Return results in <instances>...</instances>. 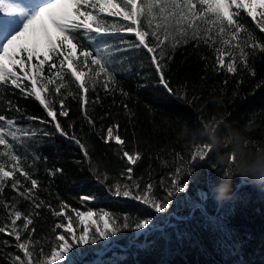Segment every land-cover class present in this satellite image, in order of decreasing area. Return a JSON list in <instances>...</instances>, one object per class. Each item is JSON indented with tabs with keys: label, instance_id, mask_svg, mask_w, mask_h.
Segmentation results:
<instances>
[{
	"label": "trees",
	"instance_id": "1",
	"mask_svg": "<svg viewBox=\"0 0 264 264\" xmlns=\"http://www.w3.org/2000/svg\"><path fill=\"white\" fill-rule=\"evenodd\" d=\"M99 15L109 25L125 23L118 17ZM241 16L242 22L253 30L259 42L264 43V33L259 32L251 17L244 12ZM125 38L135 39L131 35ZM107 39L111 42L118 37ZM83 43L85 47H96L95 43L86 40ZM215 47L227 48L219 43L210 47L194 40L178 44L174 50L167 48L163 61L166 78L178 93L186 92L190 102L168 96L159 85V78L145 50L121 54L127 57L123 61L127 70L116 73L118 86L113 93H106L99 85L94 90L90 86L85 107L95 122L94 128L84 119L78 96L65 97L69 115L58 117V120L69 136L76 135L85 144L90 159L85 158L77 144L60 136L54 123L27 121L14 109L7 110V101L10 100L25 116L51 120L34 97L21 95L10 85L6 94L0 88V101H3L0 114L15 117L21 125H31L37 131L42 129L52 133L50 137L38 136L39 142H31L27 151L18 146L22 156L30 157L35 153L41 157L35 168V178L40 181V199L53 208H58L63 201L71 209L84 212L104 209L121 218L128 215L133 221L149 218L152 224L160 226L147 229L137 238H134L135 230H123L111 237L109 245L99 240L96 245L83 246V257L78 258L76 264H264V191L242 183L237 177L231 181L232 200L217 204L209 194L211 185L219 182L227 167L218 157H226L231 152V141H248L253 152L257 148L264 149V86L256 88L257 84L264 82V55L250 59L254 77L244 71L230 74L226 68L216 67ZM23 84L30 86V81L25 80ZM72 91L78 92V85L72 84ZM43 95L51 102L55 93L53 96L47 92ZM97 97L99 102H96ZM124 105H127V111ZM54 108L58 111L59 103ZM220 119L223 123L216 128L214 135L221 146L210 153L206 163L197 162L191 176L186 174L182 178L181 182L188 183L190 188L184 193H176L165 213H155L136 201L107 197L103 185L98 184L93 174L94 167L99 175L107 174L108 183H112L128 167L122 159L120 146L114 142L104 144L101 139L108 126L118 124L116 131L125 140V149L138 151L142 156L133 166L134 178L142 187L152 183V194L163 198L165 187L180 163L176 159L177 153L187 159L195 143L211 142L204 124ZM211 165H216V169L212 170ZM57 167L62 168L63 173L50 177L47 170ZM209 172L216 182L210 179L201 184V177ZM241 190L242 194L238 195ZM200 193L205 195L203 200ZM88 194H95L97 200L81 203L79 197ZM0 199L10 203L18 201V208L23 212L31 210V204L17 196L10 187L5 188ZM39 212V217L35 218L33 239L40 241L37 251L42 246L48 253L55 235L52 228L55 223L64 221L63 217H53L48 208ZM5 216L0 207V225L4 224ZM72 219L78 227L74 214ZM79 228L83 226L79 225ZM0 240L15 243L4 234H0ZM13 253L22 256L16 248L0 244V264H8V254Z\"/></svg>",
	"mask_w": 264,
	"mask_h": 264
},
{
	"label": "snow or ice",
	"instance_id": "2",
	"mask_svg": "<svg viewBox=\"0 0 264 264\" xmlns=\"http://www.w3.org/2000/svg\"><path fill=\"white\" fill-rule=\"evenodd\" d=\"M241 12L251 17L259 32L264 33V0H31L27 7L10 0H0V88L6 94L10 85L18 89L21 95L34 97L51 120L25 116L10 100L7 101V110L14 109L27 121L54 123L56 132L77 144L85 158L90 159L85 144L76 135L69 136L58 120V117L69 115L65 97L78 96L84 119L94 128L95 122L85 107L90 86L94 90L99 85L106 93H113L118 86L116 73L127 70L123 64L127 57L121 54L145 50L159 78L158 83L168 96L190 102L186 92L178 93L170 86L163 63L167 48L174 50L178 44H186L189 40L202 41L210 47L218 43L227 46L214 48L216 67L226 68L230 74L244 71L254 77L250 59L264 55V43L259 42L253 30L242 22ZM99 13L118 17L125 23L109 25ZM126 35L135 39H126ZM109 37L118 39L110 42ZM84 40L95 43V49L85 47ZM25 80L30 81V86L23 84ZM72 84L78 85V92L72 91ZM261 86H264V82L257 84L256 88ZM45 92L50 96L55 93L51 102L43 95ZM96 102H99V97ZM56 103L60 105L58 111L54 108ZM124 108L127 111V105ZM222 123L223 119L214 120L205 123L204 128L214 135ZM118 128V124L108 126L101 139L104 144L114 142L120 146L122 159L128 167L112 183H108L107 174L99 175L94 167L93 174L98 184L103 185L107 197L136 201L158 214L167 212L176 193L189 190L190 185L182 183V178L186 174L191 176L197 162L206 163L210 153L215 150L212 142H204L195 143L187 159L177 153L176 159L180 163L165 187V196L159 198L152 194V183L142 187L141 182L134 178L133 166L142 156L138 151L125 149L126 142L116 131ZM51 135L42 129L37 131L31 125H21L15 117L0 114V197L5 188L10 187L17 196L31 204V210L23 212L18 208V201L10 203L0 199V207L6 213L4 224L0 225V234L15 241L10 244L8 240H0V244L14 247L22 253V256L8 254V264H64L68 254L76 248L96 245L99 240H108L123 230H145L153 223L149 218L134 221L128 215L121 218L104 209L96 212L71 209L63 201L58 208H53L40 199V181L35 178V168L41 157L35 153L30 157L22 156L18 146L27 151L31 142H39L38 136ZM208 139L211 141V136ZM245 142L248 144V141ZM226 158L231 163L235 155L230 152ZM211 168L215 170L216 165H211ZM47 172L54 177L62 174L63 169L57 167ZM222 175L229 176L228 167L222 171ZM210 179L216 182L211 172L202 176L200 183L206 184ZM233 191H236L235 187ZM242 192L237 194L241 195ZM79 200L81 203L93 202L97 196L81 195ZM42 208H48L53 217H63L64 221L54 224V240L48 253L42 246L37 251L36 246L40 245V241L33 239L35 218L39 217ZM72 214L83 225L82 229L77 228Z\"/></svg>",
	"mask_w": 264,
	"mask_h": 264
},
{
	"label": "clouds",
	"instance_id": "3",
	"mask_svg": "<svg viewBox=\"0 0 264 264\" xmlns=\"http://www.w3.org/2000/svg\"><path fill=\"white\" fill-rule=\"evenodd\" d=\"M211 136L214 148L221 146L215 135ZM231 153L235 155V160L228 162L226 157H218L229 169V176L221 175L219 182L211 185L209 194L217 204H223L233 199L231 181L237 177L242 183H248L260 191H264V149L251 151L248 144L242 139L231 141Z\"/></svg>",
	"mask_w": 264,
	"mask_h": 264
},
{
	"label": "rangeland",
	"instance_id": "4",
	"mask_svg": "<svg viewBox=\"0 0 264 264\" xmlns=\"http://www.w3.org/2000/svg\"><path fill=\"white\" fill-rule=\"evenodd\" d=\"M20 1L23 3L24 1L27 2L28 0H20ZM200 197L203 200L205 195L201 193ZM93 219H95V217ZM77 222H78V227L77 228L80 229L79 228V225H80L79 221L77 220ZM80 226H83V225H80ZM134 236L136 237V234ZM100 241H102V244L108 243L109 241H111V237L108 240H100ZM95 253H99V251H96ZM82 257H83L82 247L76 248L71 253L68 254V256L66 258V262H64V264H76L77 259L78 258H82Z\"/></svg>",
	"mask_w": 264,
	"mask_h": 264
},
{
	"label": "bare ground",
	"instance_id": "5",
	"mask_svg": "<svg viewBox=\"0 0 264 264\" xmlns=\"http://www.w3.org/2000/svg\"><path fill=\"white\" fill-rule=\"evenodd\" d=\"M10 2H12V3H16V4H19V5L22 6V7H27V6L30 4L31 0H28L27 2L24 1L23 3H22L20 0H10ZM200 194H201V193H200ZM200 199H202V198L200 197ZM155 228H160V226H155L154 224H151L147 229H155ZM147 229H145V230H140V231H135L134 235L136 234V237L134 236V238L139 237V235L142 234L143 232H145ZM108 243L110 244V241H109ZM108 243H105L104 245H106V244H108ZM109 244H108V245H109ZM97 254H100V251H99V253H97Z\"/></svg>",
	"mask_w": 264,
	"mask_h": 264
}]
</instances>
